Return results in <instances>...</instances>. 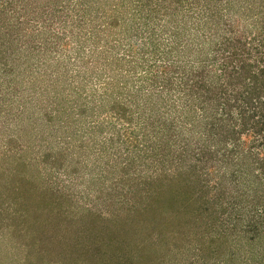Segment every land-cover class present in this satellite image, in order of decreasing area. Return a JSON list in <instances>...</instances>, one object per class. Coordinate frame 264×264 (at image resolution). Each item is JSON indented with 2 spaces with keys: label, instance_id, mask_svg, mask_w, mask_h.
<instances>
[{
  "label": "trees",
  "instance_id": "trees-1",
  "mask_svg": "<svg viewBox=\"0 0 264 264\" xmlns=\"http://www.w3.org/2000/svg\"><path fill=\"white\" fill-rule=\"evenodd\" d=\"M49 71L46 122L55 112L54 133L70 131L61 159L85 168L93 155L101 171L106 209L82 217L114 215L128 252L102 243L91 264H145L157 250L264 264V0H0V108ZM113 196L127 216L105 217Z\"/></svg>",
  "mask_w": 264,
  "mask_h": 264
},
{
  "label": "rangeland",
  "instance_id": "rangeland-1",
  "mask_svg": "<svg viewBox=\"0 0 264 264\" xmlns=\"http://www.w3.org/2000/svg\"><path fill=\"white\" fill-rule=\"evenodd\" d=\"M42 24L39 20L36 27L42 28ZM57 24L54 23L53 28L59 33L61 23ZM248 29L250 26L242 24L239 35L246 34ZM253 35L255 31L249 37ZM64 42L68 43L66 40ZM51 72L24 80L19 87L17 85L14 96L5 98L6 108H0V264H91L89 257L95 252L93 247H99L102 243V248L104 243L109 244L105 246L109 256L120 251L122 258L123 252H128L123 244H118L121 239L111 237L114 229H118L112 226L114 215L107 220L102 218L97 225L90 218L82 217L88 208L94 209L95 215H99L101 209H106L101 199H95L101 197L98 192L101 171L100 168L92 170L93 155L85 159V168H82L83 165L72 167L69 156L61 159L60 149L64 145L60 139L70 131L59 126V133H54L53 128L60 125V120L54 119L53 112V120L46 122V96L41 93L54 80ZM81 124L83 128L80 133L86 132L85 123ZM52 142L54 147L49 149L51 146L48 145ZM16 159L26 163V166L14 170ZM98 165L103 167L102 162ZM146 167L149 166L146 164ZM95 174L96 181L92 183L90 179ZM116 200L118 198L113 196L111 203L106 204L109 211L104 212L105 217L112 213L110 209L116 208L121 217L128 215V202L119 206L114 204ZM72 215H78V218L71 220ZM127 223L129 230L133 231L130 222ZM109 238L113 240L112 243L107 242ZM54 239L55 242H51ZM31 243L35 247H30ZM80 246L86 255L81 256L78 252ZM158 251L146 255L150 260L145 264H187L184 250L181 251L183 253L165 250L163 256H159ZM190 261H195L193 256Z\"/></svg>",
  "mask_w": 264,
  "mask_h": 264
}]
</instances>
